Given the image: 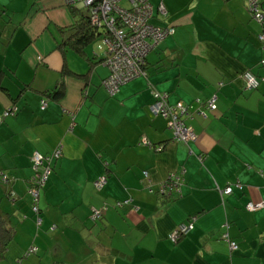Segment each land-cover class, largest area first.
I'll return each mask as SVG.
<instances>
[{
	"label": "crops",
	"instance_id": "crops-1",
	"mask_svg": "<svg viewBox=\"0 0 264 264\" xmlns=\"http://www.w3.org/2000/svg\"><path fill=\"white\" fill-rule=\"evenodd\" d=\"M160 2L174 33L149 51L148 75L112 95L108 65L59 47L75 22L65 0H0V213L16 227L0 264H264V81L249 89L241 77H264V21L248 0H154L155 12ZM62 82L63 97L44 94ZM155 90L183 106L196 140H173L169 117L151 109ZM58 146L39 222L32 156Z\"/></svg>",
	"mask_w": 264,
	"mask_h": 264
},
{
	"label": "built area",
	"instance_id": "built-area-1",
	"mask_svg": "<svg viewBox=\"0 0 264 264\" xmlns=\"http://www.w3.org/2000/svg\"><path fill=\"white\" fill-rule=\"evenodd\" d=\"M127 1L128 5L122 2ZM68 4H73L77 8H87L89 10L90 20L93 25L102 28L105 25L108 35L103 39L106 48L103 53L104 63L110 68V75L103 81L105 88L112 95L117 93L120 86L133 79L136 76L146 75L144 67V59L149 51L168 35H172L175 31L174 25L160 27L150 22L154 15V5L152 0H65ZM264 0H248V10L252 17L263 22L264 20ZM158 11L166 14V6L160 2ZM124 27L122 28V25ZM121 25V26H120ZM260 45L264 48V32L258 35ZM264 65V61H263ZM245 86L249 89L257 88L264 77L257 76L253 71L246 70L241 75ZM156 101L151 105V109L155 114L162 113L169 117L168 126L174 132V141H194L197 139V133L193 127L186 125L182 114L185 109L179 104L171 106L168 103V94L161 91H154ZM43 107L47 106V101H43ZM210 108L215 109L216 103L213 98L209 103ZM17 107L12 105L4 113V116L14 114ZM63 155L62 146H58L50 155H44L35 152L33 155L34 175L33 181H37V187L30 188L35 200L39 197V186H43L47 181L51 171V162L58 160ZM0 179L8 181L9 177L5 173H0ZM179 180V178H177ZM107 181L106 176L99 177L95 185L101 189ZM174 186L178 185L176 181ZM173 186V187H174ZM232 191V187H228L226 192ZM128 202V201H125ZM124 202H117V206H122ZM35 206V205H34ZM261 204L250 202L249 209H257ZM107 205L103 208L93 209L92 218L102 217L107 209ZM38 210L37 206L34 207ZM193 223L181 224L177 227L170 238L176 241L181 236L186 235L192 228ZM232 249H237L235 242H231ZM36 250L35 247L31 251Z\"/></svg>",
	"mask_w": 264,
	"mask_h": 264
},
{
	"label": "trees",
	"instance_id": "trees-1",
	"mask_svg": "<svg viewBox=\"0 0 264 264\" xmlns=\"http://www.w3.org/2000/svg\"><path fill=\"white\" fill-rule=\"evenodd\" d=\"M67 5H69L70 12H71V14L74 17L75 22L72 23L71 25L67 26V27H62V30H64V33H66V36L62 39L59 47H61L62 49H64L66 46H69L70 48L74 49L77 53H79L81 56L85 57L90 62L91 65H95L97 62H103L104 63L103 53H104V50L106 48V44H105V41L103 39L109 33L108 30H106L105 25L102 28L96 27L95 25L92 24V22L90 20V15L89 14L88 15H85L84 13H82V10L85 9V8H80L79 9L75 5H72V4H67ZM166 9H167V7H166ZM79 13H80V15H79ZM167 17H168V10H167V13L166 14H161L158 11V9H157L156 12L154 11V15L150 19V22L152 24L157 25V26H160V27H167L169 25H173L171 23L164 24V23H162L160 21V20L167 19ZM123 27H124V24L122 25V28ZM95 41H101L102 42V45L104 46V50H102L103 47H102V49H101V47H97L95 49V53L90 56L87 53V51H86V47H88L89 45H91ZM99 45H100V43H97V46H99ZM97 49H100V51H97ZM147 56H148V54L146 55V57L144 59V61H145V63H144L145 70H146ZM146 73H147L146 75H148V71L147 70H146ZM79 76H81V77H87L88 74H86V75L85 74H82V75H79ZM61 79H63V78H61ZM105 79H103V81ZM60 85L61 86L57 87L56 90L55 89L54 90H49L48 89V90L44 91V94H46L48 96H51V97H54V98H61V97H63L64 96V90H63L64 89V82H62ZM102 85L104 86L103 82H102ZM0 88L3 89V90H5L4 87H1V84H0ZM212 99L213 98H211L207 102V105L208 106H209V103H210V101ZM43 101H47V99H42V102ZM216 102H217V98H215V103ZM209 108H210V106H209ZM17 110H18V108H17ZM184 122L186 123L185 120H184ZM186 125H188V123H186ZM189 126H191V125H189ZM32 158H33V156H32ZM56 161L57 160H54L50 164L51 167H52L51 173L53 172L54 163ZM32 162H33V160H32ZM51 173H50V175H51ZM29 182L30 183H29V187H28V192H29V194L31 196V199H32L31 207H32L33 211L37 214V220L39 222H42L43 219L40 216L39 197L35 200L34 195L30 191V188L37 187V184L38 183H37V181L36 182L33 181L32 180V177L29 180ZM236 187L239 188V189H241V190L243 189V185L240 184V183H237L236 184ZM43 188H44V185L38 187V189H39V196H40L41 190ZM232 191H233V189H232ZM250 202H252V201H249L246 204V208L247 209H249L247 206H248V204ZM34 205L37 206L38 210H35L34 209V207H35ZM116 206H117V203H116ZM117 207H120V206H117ZM249 210H252V209H249ZM99 218H101V217H99ZM99 218H93V219H96L97 220ZM191 220L194 221L195 218H191ZM15 234H16V227L13 224V220H12L11 214L10 213H7V212L0 213V260L5 259L6 255H7V252H8V249H9V245H10L11 241L13 240V237L15 236ZM183 236H181V237H183ZM179 239H177V240H179Z\"/></svg>",
	"mask_w": 264,
	"mask_h": 264
},
{
	"label": "rangeland",
	"instance_id": "rangeland-1",
	"mask_svg": "<svg viewBox=\"0 0 264 264\" xmlns=\"http://www.w3.org/2000/svg\"><path fill=\"white\" fill-rule=\"evenodd\" d=\"M154 2V0L152 1V3ZM68 4V3H67ZM122 4L123 5H128V3H127V1H123L122 2ZM264 4V3H263ZM73 5V4H72ZM89 10L87 9V8H85V9H83L82 10V13H84L85 15H88L89 14V12H88ZM79 15H80V13H79ZM78 15V16H79ZM57 33V32H56ZM97 43H100V45L102 44V42L101 41H95V42H93L91 45H89L88 46V48H90V50H91V52L93 53V51H95L94 49H96L97 48ZM90 52V53H91ZM33 248V247H32ZM36 248V250H33V251H31V252H33V253H36L37 252V247H35Z\"/></svg>",
	"mask_w": 264,
	"mask_h": 264
},
{
	"label": "bare ground",
	"instance_id": "bare-ground-1",
	"mask_svg": "<svg viewBox=\"0 0 264 264\" xmlns=\"http://www.w3.org/2000/svg\"><path fill=\"white\" fill-rule=\"evenodd\" d=\"M89 12V11H88ZM97 27V26H96ZM100 30V29H99ZM175 173V172H174ZM167 182V181H166ZM166 187V186H165ZM167 188V187H166Z\"/></svg>",
	"mask_w": 264,
	"mask_h": 264
}]
</instances>
